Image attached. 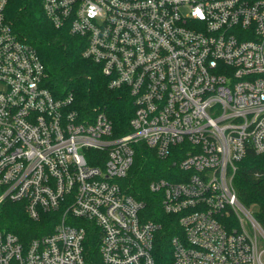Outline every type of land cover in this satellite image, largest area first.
I'll use <instances>...</instances> for the list:
<instances>
[{
  "label": "built area",
  "instance_id": "obj_1",
  "mask_svg": "<svg viewBox=\"0 0 264 264\" xmlns=\"http://www.w3.org/2000/svg\"><path fill=\"white\" fill-rule=\"evenodd\" d=\"M41 1L134 111L114 135L105 113L84 118L70 94L54 96L0 0V205L56 214L29 239L0 229V264H92L90 231L95 264H157L160 224L122 185L139 141L178 157L177 180L148 185L177 217L173 264H264V229L233 185L248 150L264 152V0Z\"/></svg>",
  "mask_w": 264,
  "mask_h": 264
},
{
  "label": "trees",
  "instance_id": "obj_2",
  "mask_svg": "<svg viewBox=\"0 0 264 264\" xmlns=\"http://www.w3.org/2000/svg\"><path fill=\"white\" fill-rule=\"evenodd\" d=\"M5 16L20 38L29 42L45 65L44 85L56 97L72 96V108L84 118L105 113L112 122L114 135L130 130L134 106L126 88H111L98 64L83 56L84 38L65 28L55 27L46 16L41 0H7ZM178 157H159L144 142L134 143V156L122 185L127 193L144 202L145 216L160 224L154 238L157 264H173L170 239L178 230L177 217L163 211L159 196L149 189L151 180L178 179ZM175 173V177L170 173ZM239 201L250 209L264 229V152L248 150L238 162L233 178ZM56 214L45 212L38 220L28 217L20 203L0 205V229L12 231L21 239L49 233ZM97 233L90 231L85 251L88 259L98 261Z\"/></svg>",
  "mask_w": 264,
  "mask_h": 264
}]
</instances>
